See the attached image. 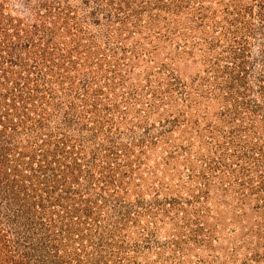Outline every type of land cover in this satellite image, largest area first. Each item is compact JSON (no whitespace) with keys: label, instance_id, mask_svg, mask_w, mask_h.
<instances>
[{"label":"rangeland","instance_id":"1","mask_svg":"<svg viewBox=\"0 0 264 264\" xmlns=\"http://www.w3.org/2000/svg\"><path fill=\"white\" fill-rule=\"evenodd\" d=\"M0 264H264V0H0Z\"/></svg>","mask_w":264,"mask_h":264}]
</instances>
